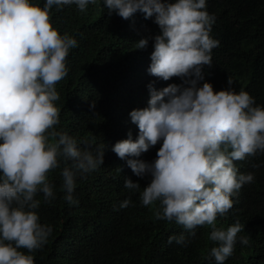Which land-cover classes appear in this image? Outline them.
<instances>
[{"label": "clouds", "instance_id": "obj_1", "mask_svg": "<svg viewBox=\"0 0 264 264\" xmlns=\"http://www.w3.org/2000/svg\"><path fill=\"white\" fill-rule=\"evenodd\" d=\"M96 3L46 0L41 8L32 0H0V264H34V256L20 249L32 253L48 243L53 228L40 222L36 196L55 199L52 170L64 163L63 198L73 206L79 203L73 195L77 178L87 179L104 164L105 150H81L74 137L56 128V84L68 75L67 57L77 40L61 35L50 18L53 6L59 11L75 4L84 12ZM103 6L109 16L128 20L141 13L153 19L160 34L141 39L136 48L154 39L149 74L182 81L160 90L149 84L148 106L130 112L138 136L133 140L129 133L111 151L149 182L142 191L130 178L124 186L139 192L142 206L158 203L156 220L183 226L187 236L173 235L170 244L186 246L198 226H210L209 239L218 246L206 259L225 264L244 228L237 221L225 230L216 221L233 208L232 197L254 181V174H240L234 161L264 153V106L247 91L237 92L231 77L226 90L214 91L208 82L201 86L203 69L212 66V50L219 46L210 35L216 18L207 11V0H103ZM158 144L153 161L138 159ZM131 203L126 199L114 210ZM239 240L249 242L246 236Z\"/></svg>", "mask_w": 264, "mask_h": 264}, {"label": "trees", "instance_id": "obj_2", "mask_svg": "<svg viewBox=\"0 0 264 264\" xmlns=\"http://www.w3.org/2000/svg\"><path fill=\"white\" fill-rule=\"evenodd\" d=\"M32 2L43 8L46 0ZM207 11L216 18L210 35L219 46L212 50V66L203 69L201 86L208 82L214 91L226 90L231 77L237 92L247 91L264 106V0H207ZM50 18L61 35L77 40L67 57L68 75L56 84L60 96L55 102L60 109L56 128L74 137L81 150L101 148L105 157L87 179L77 178L73 195L79 203L73 206L63 198L64 163L49 173L55 199L46 202L42 192L36 199L41 202L40 222L52 226L53 232L42 249L20 250L33 255L34 264H214L206 259L218 246L209 239L211 227L198 226L186 246L170 244L173 235L187 236L183 226L156 220L158 203L142 206L139 192L125 188L124 180L140 183L142 191L149 179L137 177L111 151L129 133L137 138L139 130L130 112L148 106L149 84L160 90L182 83L177 77L163 81L149 74L154 39L146 48H136L141 39L160 34L159 26L141 13L128 20L115 13L109 16L103 0L89 4L84 12L75 4L59 11L53 6ZM159 147L138 159L153 161ZM234 164L240 174L253 173L254 181L232 197L234 206L228 213L217 217V228L226 230L237 221L244 228L225 264H264V153ZM126 199L132 201L127 208L114 210ZM242 236L248 237L247 245L240 243Z\"/></svg>", "mask_w": 264, "mask_h": 264}]
</instances>
